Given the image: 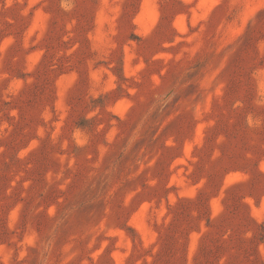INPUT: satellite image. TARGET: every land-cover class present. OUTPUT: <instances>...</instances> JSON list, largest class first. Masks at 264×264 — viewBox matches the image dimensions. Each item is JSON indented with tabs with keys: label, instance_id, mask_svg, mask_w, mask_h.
Returning a JSON list of instances; mask_svg holds the SVG:
<instances>
[{
	"label": "rangeland",
	"instance_id": "rangeland-1",
	"mask_svg": "<svg viewBox=\"0 0 264 264\" xmlns=\"http://www.w3.org/2000/svg\"><path fill=\"white\" fill-rule=\"evenodd\" d=\"M0 264H264V0H0Z\"/></svg>",
	"mask_w": 264,
	"mask_h": 264
}]
</instances>
